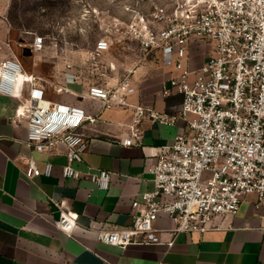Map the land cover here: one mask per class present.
Wrapping results in <instances>:
<instances>
[{"label":"built area","instance_id":"2783aa9c","mask_svg":"<svg viewBox=\"0 0 264 264\" xmlns=\"http://www.w3.org/2000/svg\"><path fill=\"white\" fill-rule=\"evenodd\" d=\"M153 17L152 22L131 21L127 32L139 41L145 55L160 51L163 64L177 71L164 83L163 95L174 89L182 93V110L171 115L130 102L137 88L129 75L115 85L95 82L88 89L105 108H134L125 145L143 144L140 124L144 119L166 125L179 119L185 122V130L172 142L147 153L156 157L148 169L155 186L132 201V224L97 230L99 241L121 247L132 243L170 247L180 233L219 228L221 218L237 213L251 194L257 196L256 208L264 206V0H210L201 9L171 13L158 6ZM197 39L211 41L213 48L193 68L189 50ZM6 45L10 48L11 41ZM19 45L23 48L24 43L20 40ZM110 46L108 37L98 39L88 59L95 63L97 55ZM45 48L44 36L35 35L30 50L40 53ZM35 78L18 54L4 51L0 43V98L20 101L14 121L27 119L28 145L37 151H53L63 143L67 156L63 175H86L97 187L108 189L111 173L107 169L82 171L73 166L83 161L88 147L81 128L85 121L97 118L80 106L49 99L35 85ZM22 160L26 177L42 173L33 155H24ZM52 170L53 163L47 162L45 174L51 175ZM55 203L60 208L55 225L72 234L79 213L65 199ZM160 213L173 220L172 228L155 227ZM165 233L170 234L168 240L163 239Z\"/></svg>","mask_w":264,"mask_h":264},{"label":"crops","instance_id":"0c3cea01","mask_svg":"<svg viewBox=\"0 0 264 264\" xmlns=\"http://www.w3.org/2000/svg\"><path fill=\"white\" fill-rule=\"evenodd\" d=\"M121 48L128 55L126 62L106 51L97 55L95 63L88 57L56 64L41 58L25 66L46 97L80 106L97 118L84 122L81 130L88 147L83 161L73 166L82 171L107 169L111 173L108 189L97 187L86 175L65 177V145L59 143L53 151L31 148L27 119L14 121L20 101L0 98V264H264V206L256 208L255 194L247 196L237 213L222 217L221 227L180 233L170 247L166 243L121 247L98 240L100 228L132 224V201L155 186L148 169L156 157L147 153L185 130L182 119L174 125L144 119L140 124L143 144H123L130 135L134 108H105L100 99L88 94L92 83L115 85L129 75L125 69L134 65L129 76L137 90L129 96L130 102L174 115L182 110L183 94L174 89L163 95L164 83L177 71L163 64L160 51L145 55L138 48L137 59H131V43L126 41ZM24 155L36 158L39 176L26 177ZM47 162L53 163L51 175L44 172ZM62 199L79 213L72 234L55 225L60 216L55 201ZM173 224L165 213L155 221L160 230ZM169 238L170 234H163L164 240Z\"/></svg>","mask_w":264,"mask_h":264},{"label":"rangeland","instance_id":"374dc122","mask_svg":"<svg viewBox=\"0 0 264 264\" xmlns=\"http://www.w3.org/2000/svg\"><path fill=\"white\" fill-rule=\"evenodd\" d=\"M209 1L0 0V43L4 51L13 50L24 66L29 68L36 59L40 61L41 58L47 59L49 64H56L89 57L97 40L108 37L111 49L107 53L111 52L113 57L126 62L128 55L121 46L126 41L131 43V51L134 52L131 59H137L140 48L139 41L127 32L131 21L144 18L152 22L158 6H164L167 13H171L177 9H201ZM35 35L44 36L45 52L33 53L30 50ZM20 40L24 43L23 48L19 45ZM8 41H11L10 48L6 45ZM212 48L213 43L208 40L191 42L189 52L192 67L202 64L211 54ZM133 66L126 68L125 73H133ZM112 67L115 68L114 64Z\"/></svg>","mask_w":264,"mask_h":264}]
</instances>
